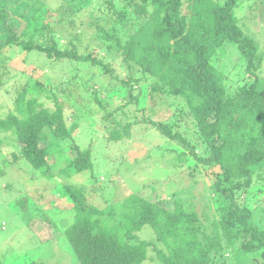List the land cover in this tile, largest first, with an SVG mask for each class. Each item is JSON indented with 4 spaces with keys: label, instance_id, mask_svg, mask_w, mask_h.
Segmentation results:
<instances>
[{
    "label": "trees",
    "instance_id": "16d2710c",
    "mask_svg": "<svg viewBox=\"0 0 264 264\" xmlns=\"http://www.w3.org/2000/svg\"><path fill=\"white\" fill-rule=\"evenodd\" d=\"M125 1L132 8L129 14L126 10L113 9L121 22L129 23L125 40L114 36L104 24L92 21L100 30L98 36L115 42L116 51L131 71L122 78L114 74L123 83L125 94L123 101L104 115L103 120L108 118V127L111 126L107 136L115 140L131 137L133 127L146 123L190 146V153L183 151L176 156L177 164L186 163L189 155L205 164L217 207L201 217L193 205L183 201H177L170 209L141 193H133L121 202L99 209L87 201L80 189L67 186V193L75 202L71 209L76 210V218L65 229V236L77 263L141 264L151 258L163 264H227L229 257L224 255L227 250L236 256L237 264H264V230L253 226L255 209L238 195L239 190L246 192L251 186H257V191L264 193V45L261 46V39L258 34L244 30L243 22L242 25L234 13L237 0ZM259 1L260 4L251 5L252 20L258 15V6L264 10V0ZM93 2L96 1L62 0L50 9L51 16L49 11L48 15L45 11L36 14V18L41 15L38 25H27L18 33L12 32L4 37V42L24 52H43L52 59L102 63L94 54L97 51L85 56L79 53L78 45L72 41L80 39L81 31L74 39H67L66 45L60 43L66 36L63 32L66 29L62 30L66 17L71 16L73 20ZM11 16L0 3L3 24L15 25L8 23ZM229 44L236 46L244 66L237 74L238 79L230 84L228 75L213 62ZM107 47L112 49L113 44ZM135 69L140 71V76H136ZM104 70L113 72L108 64H104ZM143 80L150 82L148 96L165 101L167 95H174L184 100L186 115L179 107L172 113V104L161 107L156 115L153 111L147 115L146 107L137 108ZM30 83L18 93L14 109L0 119V150L8 137L1 136L2 133L12 131L27 161L51 177L54 165L49 162L51 150L46 143L59 144L61 139L71 137L77 124L68 128L60 103L51 110L37 97L29 98V92L38 93L44 88L38 80ZM174 113L180 116L179 120L185 116L191 118L196 142L173 131L177 123L168 119ZM139 114L143 115L142 120ZM66 150V153L57 152L59 159L67 161L63 168L66 175L93 168L89 148L82 150L74 142ZM257 180L260 183L254 184ZM26 199L27 196L20 201L24 204ZM45 219L57 229L53 238L61 236L56 221L49 215ZM111 220L114 222L110 223ZM146 225L154 229L155 239L145 240L135 233ZM158 243L162 246H156ZM151 249L156 255H150Z\"/></svg>",
    "mask_w": 264,
    "mask_h": 264
},
{
    "label": "rangeland",
    "instance_id": "374dc122",
    "mask_svg": "<svg viewBox=\"0 0 264 264\" xmlns=\"http://www.w3.org/2000/svg\"><path fill=\"white\" fill-rule=\"evenodd\" d=\"M61 1L0 0L12 15L8 23L15 24L9 27L0 20V119L14 109L18 93L24 87H29L30 81L32 84L38 80L44 84V88L38 93L29 92L28 97H37L39 102L51 110L56 109L57 102L60 103L68 128L73 123L77 124L71 137L61 139L59 144H51V141L46 143L51 150L49 162L54 165L51 177L43 175L27 161L20 151L15 133H2L1 136L8 137L0 150V257L4 260L0 259V264H5L12 258L14 261L8 264H78L65 236V229L76 218V210L71 209L75 202L67 193V186L80 189L87 201L99 209L121 202L133 193H141L148 200L160 202L170 209H173L177 201H183L193 205L201 217L217 207L211 190L212 179L207 174L205 164L197 161L194 155H189L186 163L177 164L176 156L183 151L190 153V146L164 135L146 123L133 127L131 137L115 140L107 136L111 126L108 127V118L103 120L104 115L118 106L125 94L122 92L125 91L123 83L114 74L122 78L131 71L122 60L121 53L116 51L115 42L98 36L100 30L92 21L104 24L114 36L125 40L129 23L121 22L113 9L126 10L129 14L132 8L126 4L127 1L95 0L97 3H90L73 20H70L71 16L64 20V27L61 29H66L63 31L66 36L60 40L61 46L66 45L67 39H74L81 31L80 39L72 41L78 45L79 53L85 56L97 51L94 54L102 63L52 59L43 52H24L16 45L4 42V37L12 32L18 33L27 25H38L41 15L36 18V14L45 11L48 15L49 11L48 16H51L50 9L57 7ZM255 2L260 4L261 1L237 0L234 13L240 23L243 22L244 25L241 24L247 33L258 34L263 46L264 10L258 6V15L252 20L250 8L251 5H256ZM110 43L113 44L112 49L107 47ZM213 62L228 75V84L238 79L237 74L244 67L239 61L234 44L227 45ZM104 64L113 68V72L105 71ZM134 72L136 76L141 75L138 69ZM149 83V80H143V91L137 108L146 107L147 115L150 111L156 115L161 107L172 104V113L179 107L185 110L186 115L188 109L181 98L167 95L165 101H162L158 96H148ZM150 106H154V109ZM132 109L134 110L133 107ZM138 117L143 119L142 114ZM179 118L174 113L168 119L171 123H177L173 131H179L186 140L196 142L197 135L193 133L195 128L191 124V118ZM74 142L82 150H91L93 168L66 175L63 168L67 166V161L59 159L57 152L63 150L66 153V149ZM257 183L260 180L254 182ZM243 191H238L240 200L255 209L253 226L259 231L264 230V193L257 191V186ZM25 196L27 199L23 204L20 200ZM46 215L56 221L62 234L57 235L58 238H53L57 229L47 223ZM135 233L145 240L156 238L151 225H146ZM35 235L40 236L41 240L38 241ZM156 246L161 247L162 244L158 243ZM150 255H156L153 249L150 250ZM224 255L230 259L227 264H237L236 256L227 250H224ZM141 264L163 263L148 258Z\"/></svg>",
    "mask_w": 264,
    "mask_h": 264
}]
</instances>
